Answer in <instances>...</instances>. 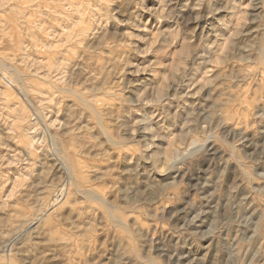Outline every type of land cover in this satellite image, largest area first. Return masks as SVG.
<instances>
[{
	"label": "rangeland",
	"instance_id": "374dc122",
	"mask_svg": "<svg viewBox=\"0 0 264 264\" xmlns=\"http://www.w3.org/2000/svg\"><path fill=\"white\" fill-rule=\"evenodd\" d=\"M0 42L37 95L0 77V264H264L263 0H0ZM67 159L130 230L42 212Z\"/></svg>",
	"mask_w": 264,
	"mask_h": 264
},
{
	"label": "bare ground",
	"instance_id": "6f19581e",
	"mask_svg": "<svg viewBox=\"0 0 264 264\" xmlns=\"http://www.w3.org/2000/svg\"><path fill=\"white\" fill-rule=\"evenodd\" d=\"M264 1V0H263ZM44 2V1H43ZM63 3V2H62ZM67 3V2H66ZM68 4V3H67ZM38 5V4H37ZM53 6V5H52ZM70 5L66 6L67 8L69 7ZM62 7V6H61ZM65 7V8H66ZM48 8V6H47ZM55 8V7H53ZM64 9V8H63ZM51 10V9H50ZM47 11V10H46ZM55 11V10H54ZM62 11V10H61ZM66 11V9H65ZM48 12V11H47ZM64 12V11H63ZM68 12V11H67ZM59 14V13H58ZM66 14V13H65ZM61 16V15H59ZM63 17V16H62ZM29 18V17H28ZM21 20V19H20ZM25 21V20H24ZM65 20H63L64 22ZM32 22V21H31ZM40 25V24H39ZM38 25V26H39ZM29 26V25H28ZM34 26V25H33ZM16 27V26H15ZM32 27V26H31ZM41 27V26H40ZM30 28V27H28ZM42 28V27H41ZM27 29V28H26ZM40 29V28H38ZM29 30V29H28ZM62 30V29H61ZM66 32V31H65ZM63 32V33H65ZM61 33V32H60ZM6 34V33H5ZM7 35V34H6ZM4 37V36H2ZM12 37V36H11ZM10 41V40H9ZM1 43V42H0ZM6 45V44H4ZM24 48V47H23ZM43 48V47H42ZM21 48H19V46H16L15 47V51L16 53H12V55L15 57H7L8 55L7 54H3L0 52V77L1 79H6L7 81L10 79L11 81H13V86L14 88L17 90H19L20 92L23 93L24 97L31 103H34V99L37 100V95L35 96L34 93L30 92V89L32 88H28V85H27V82L25 81L27 78V74L25 72L22 71V67H20V65L17 63V61H23L25 57V52L23 53L22 50H20ZM26 49V48H25ZM257 59L260 61V63L262 65H264V47L260 50V53L258 54L257 56ZM27 62V61H26ZM42 68V67H41ZM52 68V67H51ZM253 72V71H252ZM261 72V71H260ZM250 75H253L251 73H249ZM247 75V74H246ZM43 76V75H42ZM46 76V74L44 75ZM253 78V77H252ZM44 79V78H43ZM7 81H5L7 83ZM3 82V80H2ZM263 82V81H262ZM239 85V84H238ZM11 86V85H10ZM30 86V85H29ZM170 87V86H169ZM67 89V88H66ZM34 92V91H33ZM37 93H44V91H40V89L36 90ZM40 95V94H39ZM36 97V98H35ZM81 98V97H80ZM100 98V97H99ZM79 99V97H78ZM43 100H45L44 98H41L39 99V102H42ZM95 100V99H94ZM94 100H83V102L88 105L96 114V122L98 124H101L102 123V114L101 112H99L97 110V107H96V102ZM162 100V99H161ZM82 101V100H81ZM237 112V111H236ZM222 115V114H221ZM38 116V115H37ZM39 118V117H38ZM37 119V118H36ZM51 124V123H50ZM52 125V124H51ZM102 126V125H101ZM102 129V132L103 134L106 136L107 139H112V134L107 131L105 128L101 127ZM55 137V136H54ZM52 138V137H51ZM196 138V137H195ZM54 139V138H53ZM238 139V138H237ZM51 141V140H50ZM57 141V140H56ZM112 142H114L116 145L118 146H122L123 145V142L122 141H118V140H115V139H112L111 140ZM208 141V140H207ZM51 143V142H50ZM52 144V143H51ZM113 144V143H112ZM114 144V145H115ZM236 144V143H235ZM55 146V144H53ZM52 145V146H53ZM208 146V145H207ZM58 147H56L57 149ZM55 149V150H56ZM255 149V148H254ZM58 151V150H57ZM255 151V150H254ZM256 152V151H255ZM60 159V158H59ZM62 159V158H61ZM65 161V159H64ZM254 161V160H253ZM66 169H67V180L66 182H63L61 184V189L59 190L60 191V194L59 195H55L53 199H51V201H49V203L47 204V207L42 210V212L44 211L45 214H47V212L51 211L54 209L55 205H57L58 203V200H59V197L62 196V192L65 190L66 191V186H69V185H72V186H75L76 187V190L82 194V195H86L87 197H90L94 200H97L99 201L100 203H102L105 207V209L110 213V216L111 218L117 223L118 226H120L121 228L123 229H129L130 230V227L129 225L120 218H118V215L116 211V207L113 206L112 204H109L107 201H106V197L104 196V194H102L101 192L98 193V191H95L94 189L92 188H79V183L80 181L75 177L74 175V168L76 167V164L74 163H70L69 160L67 159L66 161ZM64 164V165H65ZM260 169V168H259ZM261 176V175H260ZM66 179V178H65ZM65 181V180H64ZM207 185V184H206ZM58 191V192H59ZM126 191V190H125ZM67 192V191H66ZM65 192V193H66ZM125 193V192H124ZM103 196H102V195ZM120 194V193H119ZM64 195V194H63ZM66 195V194H65ZM135 195V194H134ZM63 197V196H62ZM105 197V198H104ZM61 201V200H60ZM67 201V199H66ZM123 206V205H122ZM126 206V205H125ZM118 207V206H117ZM166 207V206H165ZM164 207V209H165ZM127 211H129V209H127ZM200 211V210H199ZM50 213V212H49ZM43 214V213H42ZM44 214V216H45ZM196 214V213H195ZM117 215V216H116ZM180 215V214H179ZM121 216V215H120ZM149 216V215H148ZM194 216V215H193ZM192 216V217H193ZM47 217V216H46ZM196 217V215H195ZM200 217V216H199ZM196 220V218H194ZM199 219V218H198ZM190 221V220H189ZM195 223V222H194ZM191 224V223H190ZM205 224V223H204ZM192 225V224H191ZM196 227V226H195ZM201 228V227H200ZM196 233V232H195ZM243 233V232H242ZM137 235V234H136ZM245 251V250H244ZM175 254V253H174ZM186 255V254H185ZM203 255V254H202ZM173 256V255H172ZM179 259V258H178ZM178 264V263H177Z\"/></svg>",
	"mask_w": 264,
	"mask_h": 264
}]
</instances>
